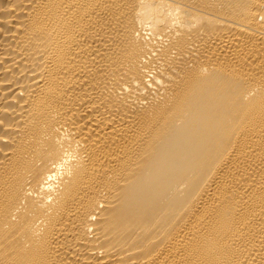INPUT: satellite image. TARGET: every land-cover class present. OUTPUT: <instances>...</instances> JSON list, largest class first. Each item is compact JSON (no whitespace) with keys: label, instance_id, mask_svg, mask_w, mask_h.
Listing matches in <instances>:
<instances>
[{"label":"bare ground","instance_id":"1","mask_svg":"<svg viewBox=\"0 0 264 264\" xmlns=\"http://www.w3.org/2000/svg\"><path fill=\"white\" fill-rule=\"evenodd\" d=\"M0 264H264V0H0Z\"/></svg>","mask_w":264,"mask_h":264}]
</instances>
